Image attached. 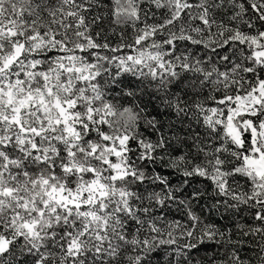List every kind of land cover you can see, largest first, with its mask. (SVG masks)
<instances>
[{"label":"snow or ice","instance_id":"1","mask_svg":"<svg viewBox=\"0 0 264 264\" xmlns=\"http://www.w3.org/2000/svg\"><path fill=\"white\" fill-rule=\"evenodd\" d=\"M0 264H264V0H0Z\"/></svg>","mask_w":264,"mask_h":264},{"label":"trees","instance_id":"2","mask_svg":"<svg viewBox=\"0 0 264 264\" xmlns=\"http://www.w3.org/2000/svg\"><path fill=\"white\" fill-rule=\"evenodd\" d=\"M200 54L203 55L204 53L201 52ZM222 54H226V53H223V52H222ZM208 55H212V54L209 52ZM213 58H215V57H213ZM158 170H162V169H158ZM162 171H165V174H167V170H162ZM174 182H175V180H174ZM204 214H208V209H207V207H205V209H204Z\"/></svg>","mask_w":264,"mask_h":264}]
</instances>
